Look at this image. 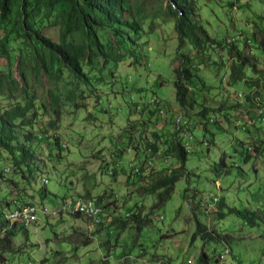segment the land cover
<instances>
[{"label": "rangeland", "instance_id": "374dc122", "mask_svg": "<svg viewBox=\"0 0 264 264\" xmlns=\"http://www.w3.org/2000/svg\"><path fill=\"white\" fill-rule=\"evenodd\" d=\"M192 1L211 41L205 54L193 59L192 64H204L194 72L195 103L186 113L175 99L178 41L168 0H121V20L135 30L121 28L120 37L113 31L117 25L98 27L99 47L89 46L79 61L84 78L56 59L45 66L34 63L35 46L22 39L15 11L11 22L0 24V114L16 126L20 143L27 133L35 138L30 172L25 164L21 171L0 147V219L16 200L39 210L27 238L17 234L12 253L0 251V264L30 259L39 264H198L202 250L208 264L222 254L217 264H264V124L253 126L242 106L234 108L245 102L237 99L239 93L246 94L244 100L252 90L264 96V0ZM59 21L55 10L40 14L36 25L59 43ZM231 36L238 39L230 54L224 42H216ZM189 49L184 45L179 55ZM237 54L247 59L245 66ZM234 64L242 68L246 85L229 84ZM152 98L157 104L150 107ZM31 103L24 117L14 113ZM202 106L209 110L205 120L199 117ZM149 140L156 152L146 159ZM176 140L188 151L186 174L170 199L153 208L156 193L144 189L179 167ZM248 146L251 160L246 162L242 151ZM103 192L102 223L97 216L75 218L71 206L65 212L64 201L80 199L87 205ZM221 199L227 207L255 214L252 224L230 214L220 219ZM136 213L147 226L138 231L131 223L121 229L119 219ZM197 223L232 240L204 245L195 235Z\"/></svg>", "mask_w": 264, "mask_h": 264}, {"label": "trees", "instance_id": "16d2710c", "mask_svg": "<svg viewBox=\"0 0 264 264\" xmlns=\"http://www.w3.org/2000/svg\"><path fill=\"white\" fill-rule=\"evenodd\" d=\"M166 4L169 14L175 19L174 29L178 41L176 53L179 56V65L174 69L175 99L179 108L186 113L188 110L193 109L195 103L192 98L193 93L190 89V85L193 84L192 80L196 77L194 72L197 71V67L204 64L203 62H199L197 65L192 64L193 59L205 54L206 48L211 40L203 23L196 19L195 14L197 11L192 0H168ZM55 10L60 11L59 43L53 42L50 38L46 37L36 25V18L40 14H43L44 12L52 13ZM14 11L16 12V20L23 26V32L21 34L22 39L24 41H33L35 46L33 50L34 63L37 65L42 63L45 66L46 63H50L52 60L56 59L64 67L68 68L75 77L81 78H84V75L80 70L79 61L85 57L86 52L89 51V46L95 48L99 47L96 31L98 27L108 26V24L117 25L119 28H113L114 34L117 36L122 34L120 30L121 28H128L132 31L135 30L131 23L121 20L123 16L121 0H0V24L11 22V17ZM74 36L80 37V40L75 41ZM228 38L222 39L220 43L216 42V44L219 46L224 42L229 48V53L231 54L237 40L234 43L229 44L227 43ZM186 44L190 47L189 52L187 55H179V52ZM0 45H2L1 41ZM237 56L240 59L241 67L248 63L247 59L240 56V54H237ZM241 67H239L238 64L232 65L229 78V84L231 86L240 80L244 81V85H246L244 72ZM16 86L18 87L17 83ZM20 91L23 92L21 89ZM252 91L254 94L250 99L246 97V100H244L246 94L242 92L245 96L239 100H241V102L245 101L246 103L244 102L242 105L237 103L234 107L237 108L242 106L247 111V115L251 120L254 119L257 109L263 108L264 110V96L262 97L257 90ZM32 107V103L31 105L29 104L24 107L17 106L14 113L18 117H24ZM153 111H150L149 114H154L155 111ZM208 113L209 110L202 106V110L199 112V117L205 120ZM250 123L253 124L252 121H250ZM253 126L258 127L259 124H254ZM263 126L264 125H262V127ZM204 130L207 131L206 124H204ZM242 131H245L243 130V127ZM31 135V133L24 135L25 142L24 144L20 143L16 134V126L12 121L7 119L5 115L0 114V147L13 157L14 162H16V165L19 166L21 171H23L21 166L25 164L23 167L30 172L29 169L32 165L31 148L34 146L32 141H34L35 138L33 139ZM52 141L58 143L57 139ZM253 148L255 154L259 153L258 147L253 146ZM148 149H150V152L147 151ZM173 149L176 159L179 162V167L174 169L170 175L160 178L151 186L144 189L147 193H156L157 201L153 208H157L170 199L175 184L186 174L185 165L188 154L187 148L182 146L181 143L176 140ZM147 150L148 154L146 159L156 152L155 143L150 144L149 140ZM249 151H252L251 146L244 148L242 151L246 162L251 160V152ZM260 154H264L262 149L260 150ZM219 165L225 167L223 161H221ZM216 166L217 165H215V167ZM140 171H142V169H140ZM109 174L112 175V172L109 171ZM138 174L139 173H134L136 176ZM92 198L94 197L89 199ZM104 198L105 192L98 195L95 199L101 202ZM14 202H16V205L25 207L33 206L36 208V206L32 204H22L17 200L13 201V203ZM63 203L65 204V202ZM12 204H9L6 207L5 212L10 209ZM225 208L226 213L224 212ZM36 209L38 210V208ZM227 214L242 217L247 220L249 225L252 224V220L255 218V214H251L248 211L241 212L236 208L227 207L224 200L221 199L218 202L216 215H218L220 219H223ZM73 216L78 218L82 215L73 214ZM88 218L92 220L96 219V217ZM119 222L121 229H124L126 224L131 223L137 226L138 231H141L144 226H147L140 213L132 215L127 214L125 220L119 219ZM20 223L21 222L10 224L8 222L6 223L3 218L0 219V251L2 253H12L13 239L17 234H21L27 238V225ZM195 235L201 238L204 245L212 242L228 245V241L232 240L228 235L208 230V228L201 223H197ZM219 259L220 258L218 257L215 264L219 263ZM208 261L209 258L202 250L198 258V264H208ZM99 264L106 263L102 261Z\"/></svg>", "mask_w": 264, "mask_h": 264}, {"label": "built area", "instance_id": "2783aa9c", "mask_svg": "<svg viewBox=\"0 0 264 264\" xmlns=\"http://www.w3.org/2000/svg\"><path fill=\"white\" fill-rule=\"evenodd\" d=\"M237 39H238L237 36H233V37L227 39V43H229V44L234 43ZM244 96L245 95L243 93L237 94L238 99H242V98H244ZM148 104L150 105V107H152L153 105L157 104V101L155 98H152L148 101ZM137 106H139V105H137ZM157 111L160 115L163 114V109H160L159 107H157ZM256 111L257 112H256L254 119L250 120V121L253 122V125L254 124L260 125V123L264 120V110H263V108H259ZM150 144H152L151 140H150ZM249 150H250V148H249ZM147 151L150 152V149H148ZM147 164H150V163H147ZM134 173H139V169L135 168ZM99 203H100L99 200H93L92 208H84L83 206H80V200H78V202H66L65 212L68 210V208H70V206L72 207L70 210L71 213L72 212H80L83 217H86V212H95V215L98 217V222L102 223V220L100 219V217L102 216V212H101V207H100ZM24 211H27V207L16 205V202H14L12 204V206L10 207V209L7 210V212L3 213V220L6 223L12 222L13 218H16L20 212H24ZM34 216H38V214H34ZM28 227H30L29 224H27V228ZM219 257H220V259H223L224 255L222 254ZM27 264H39V260L30 259ZM157 264H159V263H157Z\"/></svg>", "mask_w": 264, "mask_h": 264}, {"label": "bare ground", "instance_id": "6f19581e", "mask_svg": "<svg viewBox=\"0 0 264 264\" xmlns=\"http://www.w3.org/2000/svg\"><path fill=\"white\" fill-rule=\"evenodd\" d=\"M263 122H264V120H263ZM76 202H78V201H76ZM80 206H83L84 208H92V206H93V200H89L87 202V205H85V204H83V203L80 202ZM34 214H37L36 208L33 207V206L32 207L31 206H28L27 207V211L20 212L16 218H13L12 219V222H8V223L14 224V223L21 222L23 224H26V225L29 224L30 225L35 220H37V218H38L37 216H34ZM74 214H80L81 215L80 212H74ZM86 215H88V216H96L95 215V212H86Z\"/></svg>", "mask_w": 264, "mask_h": 264}, {"label": "crops", "instance_id": "0c3cea01", "mask_svg": "<svg viewBox=\"0 0 264 264\" xmlns=\"http://www.w3.org/2000/svg\"><path fill=\"white\" fill-rule=\"evenodd\" d=\"M78 200H80V199H78ZM81 201V200H80ZM65 202V201H64ZM102 202V201H101ZM66 203V202H65Z\"/></svg>", "mask_w": 264, "mask_h": 264}]
</instances>
